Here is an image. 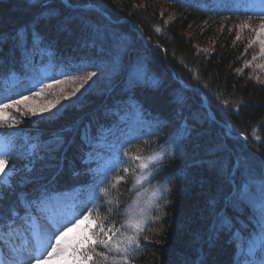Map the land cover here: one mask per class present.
<instances>
[{
    "label": "trees",
    "instance_id": "obj_1",
    "mask_svg": "<svg viewBox=\"0 0 264 264\" xmlns=\"http://www.w3.org/2000/svg\"><path fill=\"white\" fill-rule=\"evenodd\" d=\"M247 16L258 22L236 0H0V100L32 91L39 63L52 62L57 80L59 63L67 74L93 58L117 64L101 93L54 116L11 113L18 130L0 133H14L19 158L13 186L0 185L5 211L20 196L74 191L78 211L93 200L105 223L119 226L135 176L123 165L104 183L109 195L96 198L90 159L104 150L105 133L127 121L138 131L130 154L169 151L151 178L165 186L152 215L159 219L149 221L134 264H244L259 214L241 193L264 180V74L246 64L247 41L233 27ZM33 31L41 42L32 43ZM13 77L15 85L6 82ZM117 175L126 179L113 188ZM107 200L119 201L112 213ZM232 233L243 237V252Z\"/></svg>",
    "mask_w": 264,
    "mask_h": 264
},
{
    "label": "snow or ice",
    "instance_id": "obj_2",
    "mask_svg": "<svg viewBox=\"0 0 264 264\" xmlns=\"http://www.w3.org/2000/svg\"><path fill=\"white\" fill-rule=\"evenodd\" d=\"M65 2L67 3V0ZM67 6L72 7L70 3ZM257 21L253 22V17L247 16L236 27L249 29L255 34L254 39L250 40L249 44L259 43L260 52L258 55L264 58V4H261V12L257 16ZM156 31L159 32L161 29L157 28ZM31 37L33 44L43 40V37L35 31L31 33ZM18 38L19 41L27 43L26 35L18 34ZM239 38L238 34L237 39ZM252 59L256 60L257 56H253ZM251 63L252 61H246L248 65ZM258 67H264V65H258ZM237 71L242 70L237 69ZM96 75L97 73L94 71H88L83 77L65 74L62 80H52L47 84L41 83L39 91L31 92V96H39L45 89H52L68 80L78 78L81 80V83L73 91L64 94L62 89V94L59 97L54 101H48L46 105L38 109L25 103L30 99L29 96L20 95L18 99L5 97L4 100H0V129L18 130L21 121L16 120L9 109H15L21 114L30 113L32 115L50 112L51 109L60 104L61 100L76 96L81 88ZM256 79L259 80V77ZM223 103L227 105V101ZM18 105H23L24 109L22 110ZM239 135L244 137L245 142H247L248 137L243 132ZM254 138L259 139V137ZM261 142L264 143V141ZM15 148L14 133H0V185L9 189L13 186V178L17 174L15 162L19 156L16 154ZM123 154L130 161L139 162L131 170V174L135 176L133 188L147 182L150 177L155 178V175H158L159 170H161L162 153L156 152L145 157L132 155L125 150ZM137 168L139 169L138 176L136 175ZM123 172L128 174L130 169L125 167ZM106 179L102 180L101 183H105ZM125 179V176L117 175L115 183L111 187L115 188ZM20 183L23 184L24 181ZM258 191V204L257 198L250 195L247 184L241 193V199L255 208L259 214L254 229L258 235L247 241L246 254L252 256L259 248L262 254L259 264H264V180L258 185ZM99 192L102 196L96 198L102 199L109 195V188H100ZM139 195L137 192V196ZM152 195L155 197L157 192L154 191ZM54 198L47 191H38L35 196L18 197L15 206L9 205L7 211H5L3 201L0 199V243L11 248L10 256L0 261V264H134V258L141 248V238L144 241L149 240V237L144 235V232L148 230L149 221L159 219V217L149 215L148 208L141 207L136 211L125 209L126 218L119 226L115 221L105 223L108 217L99 214L93 200L89 201V203H93L92 208H87V205H84L79 211L71 209L58 217H42V206ZM106 204L109 213H112V205L118 207L119 201L107 200ZM149 205L159 208V204L155 200H149ZM84 208H87V211ZM20 211H23L24 215H20ZM25 225H29V227H25ZM222 226L229 229L232 227L227 219L222 220ZM22 233H29L31 239L26 241L23 246L16 247V241L20 239ZM232 235L234 241H239L238 246L243 252V237H237L234 233ZM247 264H256V261L249 260Z\"/></svg>",
    "mask_w": 264,
    "mask_h": 264
},
{
    "label": "rangeland",
    "instance_id": "obj_3",
    "mask_svg": "<svg viewBox=\"0 0 264 264\" xmlns=\"http://www.w3.org/2000/svg\"><path fill=\"white\" fill-rule=\"evenodd\" d=\"M218 1V0H217ZM221 1V0H219ZM239 3L244 4L247 6V10L251 9L256 13L261 12V4H264V0H237ZM157 7V6H156ZM162 6L160 5L161 8ZM249 8V9H248ZM245 19L239 20L236 24L233 25L234 30L236 31L237 34H239L240 38H245L247 41V48L249 49V57L252 63L250 64L252 67H254L257 71L260 73L264 74V67H258V65H264V58H261L258 53L260 52V45L259 43L256 44H249V41L254 39L255 34L251 32L249 29H240L236 27L239 25L242 21ZM139 31V30H138ZM140 35V32H139ZM42 53V52H40ZM253 56H257L256 60H253ZM89 60V61H82L79 62L80 67H82L80 70H72L67 74L66 66L62 65L61 63L58 64L56 68V73L62 77H64L65 74L67 75H77V77H83L86 75L88 71H94L97 73L95 77L92 78L87 84L84 85L83 88H81L80 92L76 94V96H73L69 99H64L61 100L60 104H58L55 108L51 109L50 112H45L43 114H37V115H32L36 117H50L54 116L55 114L59 113L63 108H65L68 105H76L82 95L86 94L87 92L92 90L96 93H101L105 88L106 85L109 84L110 81V76L114 72V68H117V64L114 65H109L107 61H102V62H94ZM40 65V70L42 74V78L35 83L34 86H36L35 89L32 91L26 93V96H29L30 99L26 101L25 103L35 107L39 108L41 106H44L48 103V101H54L57 97H59L62 92L61 90L63 89L64 94L67 92L73 91L78 84L81 83V80L78 78L76 80H68L65 81L64 84L54 86V89H45L39 96H31V92H36L39 91V86L41 83L47 84L51 82L52 80H57L53 73V64L52 62H47L45 64L39 63ZM113 66V67H112ZM62 80V79H60ZM22 110L24 109L23 105H18ZM9 111L12 113L15 111V109H9ZM26 111V110H24ZM5 130V129H0ZM6 131V130H5ZM138 131L136 124L134 123H128L127 121H124L121 123L120 127L116 126L111 132L105 133L103 136L102 140V148H104L103 151L96 152L92 154V163L93 166L95 167V170L97 171L99 178H100V183H98L96 186H94V190H99L100 188L103 187L101 181L105 180V178H108L110 174L120 168L122 165H126L127 168L132 170L133 167H135V164H138L139 162H133L130 161L127 156H124V151L128 149V147L134 142V139L137 138ZM128 151V150H127ZM163 152V153H162ZM163 157L165 154H167L169 151L168 150H162ZM153 154V153H152ZM169 154V153H168ZM151 155V154H150ZM143 156V155H141ZM148 156V155H146ZM145 156V157H146ZM114 169V170H112ZM137 176L139 175V169L137 168L136 170ZM262 181V180H261ZM259 180L254 181V187L252 190H249L250 195L254 196L257 198V204H258V198H259V191H258V185L260 184ZM151 184V185H150ZM164 184L160 182H155L152 183L151 177L147 182H143L142 185H137L135 188L137 191H135V195L131 202L127 205L126 209L129 211H136L138 208H148V214L153 215L155 206H150L149 205V200H155L157 203H159L160 199L162 198L165 188ZM157 192V195L153 197L152 193ZM137 192H139V196H137ZM54 199L46 202L45 205L42 206V217H58L60 215H63L67 213L71 209H75L78 211L74 199V192L73 191H66L63 193L59 194H52ZM126 218V216H125ZM29 227V225H26ZM258 235V232H256L253 236L252 239ZM28 241L31 239L30 234L28 233L27 237ZM25 243V241H23ZM23 243H20L16 247H21L23 246ZM247 247L248 243L246 244V253H247ZM10 252L8 255L3 256L0 261L7 259L10 254H11V248L9 247ZM261 253L260 249L257 248L255 253L252 256H248L246 254V259L244 261V264H247V261L249 260H254L256 261V264H259V260L261 258Z\"/></svg>",
    "mask_w": 264,
    "mask_h": 264
},
{
    "label": "water",
    "instance_id": "obj_4",
    "mask_svg": "<svg viewBox=\"0 0 264 264\" xmlns=\"http://www.w3.org/2000/svg\"><path fill=\"white\" fill-rule=\"evenodd\" d=\"M142 37L145 38L143 34H142Z\"/></svg>",
    "mask_w": 264,
    "mask_h": 264
},
{
    "label": "bare ground",
    "instance_id": "obj_5",
    "mask_svg": "<svg viewBox=\"0 0 264 264\" xmlns=\"http://www.w3.org/2000/svg\"><path fill=\"white\" fill-rule=\"evenodd\" d=\"M259 177V176H258Z\"/></svg>",
    "mask_w": 264,
    "mask_h": 264
}]
</instances>
